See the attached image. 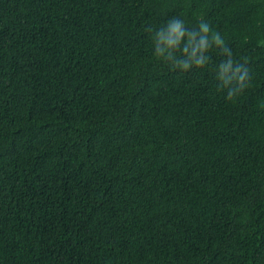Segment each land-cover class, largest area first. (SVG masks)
Segmentation results:
<instances>
[{
    "label": "trees",
    "instance_id": "trees-1",
    "mask_svg": "<svg viewBox=\"0 0 264 264\" xmlns=\"http://www.w3.org/2000/svg\"><path fill=\"white\" fill-rule=\"evenodd\" d=\"M0 264H264V0H0Z\"/></svg>",
    "mask_w": 264,
    "mask_h": 264
},
{
    "label": "clouds",
    "instance_id": "clouds-1",
    "mask_svg": "<svg viewBox=\"0 0 264 264\" xmlns=\"http://www.w3.org/2000/svg\"><path fill=\"white\" fill-rule=\"evenodd\" d=\"M199 29V32H188L183 20L173 18L167 23L166 27L156 32L154 55L157 59L169 62L174 68L186 71L193 65L203 67L209 60L205 53L213 45L219 47L222 53L227 56V60L220 65V71L226 74L230 73L221 76L220 79L223 86L228 87L226 98L231 101L248 86L250 81L249 71L239 63L234 64L231 50L225 46L221 35L213 31L208 23L202 22ZM185 37H187V42L181 49V43ZM177 52H182L183 58L178 57Z\"/></svg>",
    "mask_w": 264,
    "mask_h": 264
}]
</instances>
